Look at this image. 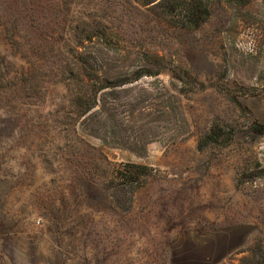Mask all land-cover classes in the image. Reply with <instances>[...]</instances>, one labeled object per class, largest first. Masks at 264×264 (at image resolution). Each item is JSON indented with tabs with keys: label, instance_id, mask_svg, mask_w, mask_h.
<instances>
[{
	"label": "rangeland",
	"instance_id": "1",
	"mask_svg": "<svg viewBox=\"0 0 264 264\" xmlns=\"http://www.w3.org/2000/svg\"><path fill=\"white\" fill-rule=\"evenodd\" d=\"M159 12L0 0V264H264V0ZM78 59L110 85L86 115Z\"/></svg>",
	"mask_w": 264,
	"mask_h": 264
},
{
	"label": "trees",
	"instance_id": "2",
	"mask_svg": "<svg viewBox=\"0 0 264 264\" xmlns=\"http://www.w3.org/2000/svg\"><path fill=\"white\" fill-rule=\"evenodd\" d=\"M134 2L138 8L149 9L153 6L155 11L160 10L159 16L168 22L170 25L176 26L185 30H198L200 29L211 17V5L213 3L227 2L239 7L247 6L253 0H130ZM100 39V37H99ZM89 42H93L94 36H90L87 39ZM85 64L82 60L78 59L73 63L71 69H65L60 72H56L55 77H61L73 94L74 103L81 108H84L80 115L88 114L97 103V94L109 88L110 85H105L99 81V78L93 75L88 69H83L80 64ZM72 64V62L70 63ZM135 80L144 76V73L137 71L134 73ZM96 76V77H95ZM109 84H111L108 81ZM130 83L126 81L123 84ZM131 168L135 169V180L138 187L141 186L142 180L148 176V167L142 165H126L117 170V179L128 178L132 174ZM130 179V178H129Z\"/></svg>",
	"mask_w": 264,
	"mask_h": 264
}]
</instances>
